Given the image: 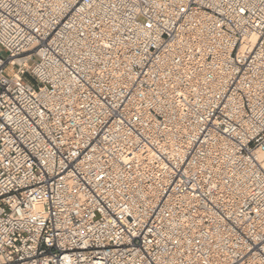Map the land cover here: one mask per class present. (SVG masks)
Returning a JSON list of instances; mask_svg holds the SVG:
<instances>
[{"label":"built area","instance_id":"1","mask_svg":"<svg viewBox=\"0 0 264 264\" xmlns=\"http://www.w3.org/2000/svg\"><path fill=\"white\" fill-rule=\"evenodd\" d=\"M0 264H264V0H0Z\"/></svg>","mask_w":264,"mask_h":264}]
</instances>
